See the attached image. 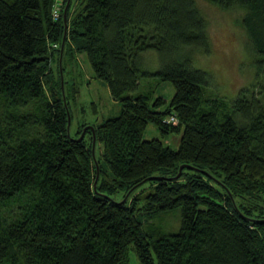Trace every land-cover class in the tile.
I'll list each match as a JSON object with an SVG mask.
<instances>
[{
	"label": "trees",
	"instance_id": "1",
	"mask_svg": "<svg viewBox=\"0 0 264 264\" xmlns=\"http://www.w3.org/2000/svg\"><path fill=\"white\" fill-rule=\"evenodd\" d=\"M206 1L245 10L256 81L233 100L192 66L209 51L194 0H64L56 19L53 0H0V264H129L131 245L139 264H264V0ZM78 53L120 105L93 152L86 124L69 130ZM177 207L179 230L150 239L143 220Z\"/></svg>",
	"mask_w": 264,
	"mask_h": 264
},
{
	"label": "rangeland",
	"instance_id": "2",
	"mask_svg": "<svg viewBox=\"0 0 264 264\" xmlns=\"http://www.w3.org/2000/svg\"><path fill=\"white\" fill-rule=\"evenodd\" d=\"M194 1L205 19L209 51L196 52L192 66L205 71L210 76V84L206 86L207 95L233 100L240 89L251 87L256 81L252 55L245 48L246 36L240 25L245 10L241 8L226 10L206 0ZM143 57L140 65L142 69L152 72L159 68L160 63L155 51H145ZM64 66L63 79L69 83L73 82V88L76 89L75 99L70 100L72 121L69 130L72 135L80 124L97 125L119 113V103L112 99L106 83L93 77V71L85 54L78 53L76 59L65 63ZM263 79L264 75L259 79L261 83L264 82ZM141 88L146 90L151 88L153 96L162 94L168 100L174 93V87L170 82L160 83L152 76L142 80ZM143 136L144 139L158 138L164 144L176 149L180 132H172L165 136L150 123ZM97 147L96 154L101 152V144ZM144 186L147 187V184ZM180 223V209L177 207L157 212L148 221L143 220L142 228L150 239H154L160 234L177 232ZM129 264H139L132 245L129 248Z\"/></svg>",
	"mask_w": 264,
	"mask_h": 264
},
{
	"label": "built area",
	"instance_id": "3",
	"mask_svg": "<svg viewBox=\"0 0 264 264\" xmlns=\"http://www.w3.org/2000/svg\"><path fill=\"white\" fill-rule=\"evenodd\" d=\"M64 0H53V4H52V16L54 19H56L59 15V10L61 9V5L63 4ZM170 120L175 121L174 117H171Z\"/></svg>",
	"mask_w": 264,
	"mask_h": 264
},
{
	"label": "water",
	"instance_id": "4",
	"mask_svg": "<svg viewBox=\"0 0 264 264\" xmlns=\"http://www.w3.org/2000/svg\"><path fill=\"white\" fill-rule=\"evenodd\" d=\"M66 5H67V4H66ZM61 79H62V78H61ZM69 123H70V115L68 114V126H69ZM87 127H89L90 130H91V132H92V137H93V141H92V152H93V149H94V141H95L94 129H93L92 126H87ZM85 129H86V128H85ZM85 129H83V131L81 132L80 136L78 137V140H80V139L82 138ZM182 167H183V166H181V167L179 168V171H181ZM97 174H98V171H97ZM178 176H179V173L176 175V177H178ZM96 179H97V175H96Z\"/></svg>",
	"mask_w": 264,
	"mask_h": 264
}]
</instances>
